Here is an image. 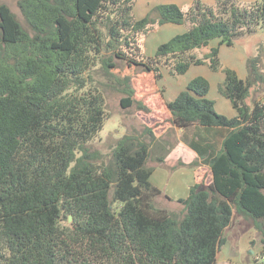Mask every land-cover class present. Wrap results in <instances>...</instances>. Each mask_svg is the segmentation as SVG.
Listing matches in <instances>:
<instances>
[{"label": "trees", "instance_id": "obj_1", "mask_svg": "<svg viewBox=\"0 0 264 264\" xmlns=\"http://www.w3.org/2000/svg\"><path fill=\"white\" fill-rule=\"evenodd\" d=\"M136 2L19 0L28 27L0 3V264H217L235 212L264 232V101H247L264 82V56L248 57L243 79L211 46L264 29V0L161 3L142 18ZM166 23L185 31L147 56L145 37ZM118 59L131 70L115 72ZM203 64L224 72L220 92L237 115L217 111L202 75L161 99L213 175L177 199L176 216L156 205L150 142L125 134L108 161L91 148L109 119L98 76L127 94L125 107L150 111L145 95L165 72ZM135 69L145 73L140 96Z\"/></svg>", "mask_w": 264, "mask_h": 264}, {"label": "rangeland", "instance_id": "obj_2", "mask_svg": "<svg viewBox=\"0 0 264 264\" xmlns=\"http://www.w3.org/2000/svg\"><path fill=\"white\" fill-rule=\"evenodd\" d=\"M192 1L193 0H137L135 5V14L137 18H142L149 12L150 8L158 4L177 3L180 6L188 7V3H191ZM201 1L212 3L214 0ZM242 1L253 2L255 0ZM18 2L19 0H0V3H5L7 6H9L19 21L28 27ZM154 30H157V26ZM184 31L185 26L183 24H174V28H172V30L161 29L159 31L149 33L148 37L144 39L145 54L151 55L153 44L157 40L160 39V43H163L171 39L176 34ZM242 38L245 39V42L243 44L238 43L239 48L234 51L235 55L232 53L233 57L239 56V51L241 48L243 51L245 50L246 53L248 52L247 49H251V54L249 55L248 53V56H256L258 54L264 56V29H259L254 34L245 35ZM115 65V72L119 73H125L126 71L129 72V70L132 68V64H127L124 60L120 59H118ZM135 71L136 73L133 78V85L136 89L135 95L140 96L144 92L141 85L143 83V78H145V73H143L142 70H140L139 73L137 69H135ZM101 73L102 72H99L98 77L103 81L101 84L103 92L106 96V107L109 119H107L104 129L92 141L91 148L102 152L104 160L108 161L112 158L113 149L115 148L120 137L124 136L125 134H133L140 136L143 140L150 142L151 157L147 165L154 167V171L156 170L159 172L160 170L164 169H172L174 165H176L178 168L189 170L194 169L198 167L197 165L201 164L197 159H194L192 156V150L187 145L180 144L181 130L179 127H169V124H171V118L162 114L164 105L162 106L161 99L167 100V98H172L171 94L172 92H175V90L169 93V91L167 92V86H171V89L178 86L176 85L177 83L175 81H179V77L173 78L169 76L167 72H165L164 79H162L155 87H152L155 90H152L150 93L145 95H149L147 101L151 105V110L147 111L139 110L137 103H132L131 106L125 107L123 104V98H126L127 94L117 88L110 86L111 83L105 79ZM196 73H199L198 75H202L209 80L210 85L212 86L210 98L213 100H218L219 93L223 95L220 92V85L225 80L224 72H211L209 66H207V64H203V66H195L194 68L191 67L190 70L184 75L183 79L188 81L193 77L198 76L195 75ZM147 78L150 79L152 77L147 76ZM180 81L182 82V80ZM260 93H264V82L251 89L250 96L247 100L248 103L252 105L253 99L255 97L257 99L259 96H261ZM145 128H152L156 136L154 140L149 135L144 133ZM181 146L184 149L181 150ZM173 153L177 154L181 158L179 160L173 159V161L165 162V158ZM159 157L164 158V161L161 162ZM186 160L190 162L188 164L190 168L182 165L186 164ZM196 171L198 172L199 178H203L202 180L204 183H211L213 177L209 167L202 165V167H198ZM154 176L155 174L152 176V178H160L157 174L155 177ZM164 185H166L165 182ZM156 205L158 207H165L169 209L171 213L175 214L176 216H182L184 214V206L179 203L177 199H172L169 196L167 197L164 192L156 199ZM224 236L226 238V242L220 247L217 264H254L255 262H258V264H264V232H262L257 227L253 219L235 212L234 219L225 230Z\"/></svg>", "mask_w": 264, "mask_h": 264}, {"label": "crops", "instance_id": "obj_3", "mask_svg": "<svg viewBox=\"0 0 264 264\" xmlns=\"http://www.w3.org/2000/svg\"><path fill=\"white\" fill-rule=\"evenodd\" d=\"M194 1L195 0H193L191 3H188V7H183V6L182 7L184 9H188L194 3ZM149 10H151V8ZM172 28H174V23H166L164 25H158L157 30H153L150 33L155 32V31H159L161 29L172 30ZM181 33H183V32H181ZM147 37H145V38H147ZM159 40H157L153 44L151 55H147V56H153L155 54L157 47L161 44L160 43L161 41H159ZM219 42H220V39H215L211 42V46L212 47L213 46H220V57H221L223 63L226 66H229V67L236 69L239 76L243 79H246L247 75H248L247 59L249 57L248 53H249V55L251 54V49L250 48L247 49L248 52L246 53V51L245 50L243 51L241 48V50L239 51V53H240L239 56L233 57V54L235 55L234 51L239 48L238 43L243 44L245 42V39H243V38L237 39L235 41V44L232 46H227L225 44L219 45L220 44ZM197 66H203V65H197ZM194 67L195 66H193L192 68H194ZM208 71H210V70H208ZM211 72H215V71L211 70ZM198 74L199 73H196L195 75H198ZM184 75H180L179 81H175L177 83L176 85H178V86L174 87L173 89H171V86H167V92L169 91V93H171L173 90H175V92H172V94H171V96H172L171 99H168L166 96L168 101L173 100L174 97H176L181 92V90H183L186 87L187 83L191 80V79L188 81L184 80L183 79ZM221 79H222V76H221ZM180 80H182V82ZM211 91H212V86H211L210 92ZM260 94H261V96H259L257 99L264 101V93H260ZM209 97H210V93H209ZM214 101H215V107H216L218 112L225 114L228 117H234L237 115V110L234 108L231 100L227 99L226 97H224L220 93L218 96V100H214ZM162 114H164V116H169L171 118V115L168 113V111L165 108H164ZM169 127H172V128L175 127L176 128L177 126L169 124ZM180 130L182 132V129H180ZM180 144L187 145L182 141L180 142ZM180 148H181V150L184 149V148H182V146ZM190 149L192 150V156L194 157V159H197L201 163L200 165H197L198 167H202V165L205 167H209L208 165L201 162V159L198 157V154L196 151H194L192 148H190ZM180 158L181 157H179L177 154L173 153V154L168 155L165 158V162L173 161V159L179 160ZM185 163L189 164L190 162H188L186 160ZM187 167H189V166H187ZM198 167H196L194 169L185 170L184 168H178L176 165H174L172 167V169H166V170L164 169V170H160L159 172L155 170L153 172L152 176L154 174L156 176V174H157L160 178H152V176H151V181L156 186H158L167 196L171 197L172 199L187 197L189 194L190 188L193 184L203 182V180H202L203 178H199L198 172L196 171L198 169ZM211 175H212V173H211ZM212 177H213V175H212ZM164 182L166 185H164Z\"/></svg>", "mask_w": 264, "mask_h": 264}, {"label": "water", "instance_id": "obj_4", "mask_svg": "<svg viewBox=\"0 0 264 264\" xmlns=\"http://www.w3.org/2000/svg\"><path fill=\"white\" fill-rule=\"evenodd\" d=\"M72 218H73L72 215H70V216H69V222L72 221Z\"/></svg>", "mask_w": 264, "mask_h": 264}]
</instances>
